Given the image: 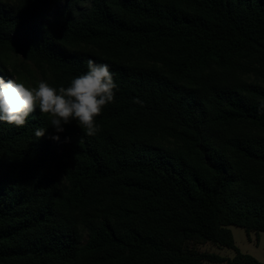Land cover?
I'll list each match as a JSON object with an SVG mask.
<instances>
[{
    "label": "trees",
    "instance_id": "obj_1",
    "mask_svg": "<svg viewBox=\"0 0 264 264\" xmlns=\"http://www.w3.org/2000/svg\"><path fill=\"white\" fill-rule=\"evenodd\" d=\"M62 1L0 0V77L117 88L94 136L0 122V264H264V0Z\"/></svg>",
    "mask_w": 264,
    "mask_h": 264
},
{
    "label": "clouds",
    "instance_id": "obj_2",
    "mask_svg": "<svg viewBox=\"0 0 264 264\" xmlns=\"http://www.w3.org/2000/svg\"><path fill=\"white\" fill-rule=\"evenodd\" d=\"M116 88L109 65L91 59L87 71L74 77L67 87L55 88L46 81H40L37 87H28L0 77V122L23 127L30 114L38 110L51 117L49 126L57 133L50 137L54 141H59L58 134L73 121L86 135L94 136L99 131L96 117L113 102ZM46 131L47 128L37 129L36 139Z\"/></svg>",
    "mask_w": 264,
    "mask_h": 264
},
{
    "label": "rangeland",
    "instance_id": "obj_3",
    "mask_svg": "<svg viewBox=\"0 0 264 264\" xmlns=\"http://www.w3.org/2000/svg\"><path fill=\"white\" fill-rule=\"evenodd\" d=\"M76 1L79 7H81L80 6L81 4L84 8H87L92 4V0H76ZM64 3L65 1L63 0L60 6H63ZM29 69L34 76L29 77L26 74V77H24L25 80L23 79V82L21 81V83L25 84L28 87H37L38 83L42 81V76L35 71L34 66H30ZM231 229L233 230L235 243H237L236 245L239 248V250L244 254H250L256 257L257 259H259L260 261L264 262V260H262L264 259V232H260L259 234H257L256 232L253 231L248 236L246 230L243 227L232 226ZM190 249L194 250L195 252H202V251L213 252V250H216L215 246L211 243L191 245ZM236 254H237L236 251L230 248H224V250L222 251V256L229 258H233Z\"/></svg>",
    "mask_w": 264,
    "mask_h": 264
},
{
    "label": "crops",
    "instance_id": "obj_4",
    "mask_svg": "<svg viewBox=\"0 0 264 264\" xmlns=\"http://www.w3.org/2000/svg\"><path fill=\"white\" fill-rule=\"evenodd\" d=\"M232 227V226H231ZM233 231V230H232ZM251 233V232H250ZM237 244V243H236ZM216 250H213V252H217L219 253L220 255H222V251L224 250V248L226 247H218V246H215ZM264 260V259H262Z\"/></svg>",
    "mask_w": 264,
    "mask_h": 264
}]
</instances>
